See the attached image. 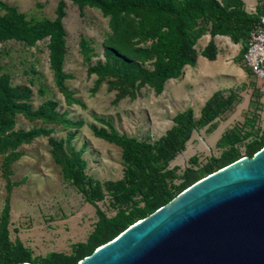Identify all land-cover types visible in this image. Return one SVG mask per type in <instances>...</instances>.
Listing matches in <instances>:
<instances>
[{"label":"rangeland","instance_id":"obj_1","mask_svg":"<svg viewBox=\"0 0 264 264\" xmlns=\"http://www.w3.org/2000/svg\"><path fill=\"white\" fill-rule=\"evenodd\" d=\"M2 1L35 23L55 19L60 0ZM64 1L63 70L70 75L66 79L69 95L58 87L50 66L49 38L33 46L16 39L0 42V72L9 74L13 85L30 86L31 110L54 101L53 109L60 115L59 122H52L17 113L10 132L44 128L51 133L0 151V246L9 247L11 255L29 254L31 264H52L55 253L64 264L79 262L98 247L89 237L98 227L106 230L111 225L108 220L143 208L154 193L164 195L210 170H220L228 153L238 154L240 159L252 157L247 155L249 144L264 138V94L244 64V42L209 31L202 34L194 45L196 63L185 64L176 77L165 82L162 93L150 84L110 88L105 81L97 87L98 77L88 72L90 63L85 59L82 39L89 44L86 51L91 54V63L103 61L104 43L112 34L110 17L95 7L80 9L72 0ZM199 21L210 28L209 21ZM154 61V57L146 58L144 64L152 68ZM217 93L220 100L205 114L207 101ZM189 109L195 123L184 147L172 159H157L158 145L175 125L174 117ZM103 128L150 144L151 164L162 178L141 184L138 179L143 171L136 169L128 175L123 147L96 134L95 130ZM50 137L62 142L66 155L56 154ZM138 152L132 166L142 169L147 164L142 149ZM70 168L81 183L67 175ZM109 182L118 184L106 187ZM167 198L159 205H165ZM7 202L10 211L3 218ZM116 233L118 230L104 235L105 239ZM80 243L86 247L82 249Z\"/></svg>","mask_w":264,"mask_h":264},{"label":"trees","instance_id":"obj_2","mask_svg":"<svg viewBox=\"0 0 264 264\" xmlns=\"http://www.w3.org/2000/svg\"><path fill=\"white\" fill-rule=\"evenodd\" d=\"M72 1L80 9L85 6L95 7L103 15L110 17L112 34L104 43L103 61L100 60L94 65L91 63V54L86 51L89 48V44L85 37L82 39L85 59L90 63L88 72L98 77L97 87L105 81L109 82L110 88L117 84L124 88L141 87L145 84H150L157 93L163 92L165 82L176 77L185 64L194 65L196 63L194 45L196 40L207 31L212 35H228L236 43L244 42L243 51L246 53L250 32L259 22L260 14L264 13V3L259 4L257 12L253 14L245 9L243 0H228V4H224L219 0ZM241 6H244V8ZM0 10L3 11L0 14V42L16 39L25 41L33 46L38 41L49 38L50 66L54 72L58 87L64 94L69 95L66 79L70 75L63 70L66 50V30L63 22L66 14L65 1L60 0L58 2L55 19H44L35 23H32L27 18V15L20 12L17 7L11 6L2 0H0ZM199 19L209 21L210 28L206 29L202 26ZM149 40L152 41L151 44L146 45ZM212 45H215L213 41ZM204 54L208 56L206 52ZM153 57L155 61L153 67L150 68L144 64V61L146 58ZM219 97L220 95L217 93L207 101L204 113L206 110H210L212 105L217 104L216 101L220 100ZM31 98L32 89L29 85H13L9 74L0 72V151L15 149L22 142H31L40 136H48L51 133L50 130L44 128L10 132L14 127V119L17 113H23L31 119L39 118L43 121L52 122L60 121L59 113L53 109L56 106V102L48 101L37 110L32 111ZM220 106H222V103H219ZM205 114L208 113L206 112ZM174 123L175 125L158 145L157 159H161L164 156L172 159L184 147L195 123L193 110L189 109L187 112L177 114L174 117ZM71 124L76 123L72 122ZM95 132L98 136L114 141L123 147L125 161L129 165L128 175L136 169L144 172L143 175H139L138 181L141 184L149 179L160 180L162 178V175H158V168L151 164L149 156L150 144L129 140L117 135L114 131H107L105 128L95 130ZM70 137L71 135L68 138ZM49 140L58 156L61 154L66 155L62 142L52 137ZM131 142H134V144H131ZM263 147L264 138L254 140L249 144L247 155L253 156ZM139 148L142 149L147 164L142 169L132 166V161L138 155ZM15 154L17 153L15 152ZM240 158L241 156L238 154L228 153L222 158L223 165L219 166L218 169ZM74 171L73 168H70L69 171L65 172L75 183H81L79 178L73 176ZM208 172V174L214 173L211 170ZM192 183H181L173 187V191H166L164 195L154 193L153 198L146 199L143 208L134 210L129 215L122 214L111 218L108 220L111 225L106 230L98 227L89 237V242L98 245V247L101 246V244L111 240L137 220L156 211L161 207L159 204L167 197L166 203ZM117 184L109 182L106 187H110V185L116 186ZM88 201L92 200L88 198ZM9 211L10 207L7 202L3 211V218L8 217ZM3 220L6 221L5 219ZM115 230H118V233L111 239H105L107 235L112 234ZM79 246L82 249L86 247L85 243H80ZM81 253L80 249L79 254L81 255ZM51 259L52 264L63 263L60 254H53ZM20 262L28 263L32 262V259L29 254L23 252L11 255L9 247L0 246V264H17Z\"/></svg>","mask_w":264,"mask_h":264},{"label":"water","instance_id":"obj_3","mask_svg":"<svg viewBox=\"0 0 264 264\" xmlns=\"http://www.w3.org/2000/svg\"><path fill=\"white\" fill-rule=\"evenodd\" d=\"M75 264H264V147L197 179Z\"/></svg>","mask_w":264,"mask_h":264},{"label":"built area","instance_id":"obj_4","mask_svg":"<svg viewBox=\"0 0 264 264\" xmlns=\"http://www.w3.org/2000/svg\"><path fill=\"white\" fill-rule=\"evenodd\" d=\"M253 12H257L253 8ZM264 13L260 14L259 22L251 30L247 51L243 55L244 64L258 82L261 92L264 94Z\"/></svg>","mask_w":264,"mask_h":264},{"label":"crops","instance_id":"obj_5","mask_svg":"<svg viewBox=\"0 0 264 264\" xmlns=\"http://www.w3.org/2000/svg\"><path fill=\"white\" fill-rule=\"evenodd\" d=\"M245 8L248 12H253V8L257 10L258 5L260 4L259 0H243Z\"/></svg>","mask_w":264,"mask_h":264},{"label":"bare ground","instance_id":"obj_6","mask_svg":"<svg viewBox=\"0 0 264 264\" xmlns=\"http://www.w3.org/2000/svg\"><path fill=\"white\" fill-rule=\"evenodd\" d=\"M102 245H103V244H102ZM98 248H100V246H99Z\"/></svg>","mask_w":264,"mask_h":264}]
</instances>
